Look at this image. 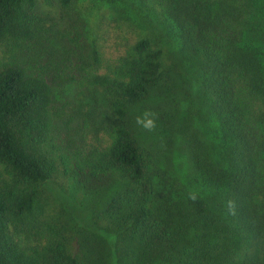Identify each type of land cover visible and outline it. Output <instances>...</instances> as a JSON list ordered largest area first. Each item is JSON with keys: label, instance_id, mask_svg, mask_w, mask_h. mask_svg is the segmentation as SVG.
Returning a JSON list of instances; mask_svg holds the SVG:
<instances>
[{"label": "trees", "instance_id": "1", "mask_svg": "<svg viewBox=\"0 0 264 264\" xmlns=\"http://www.w3.org/2000/svg\"><path fill=\"white\" fill-rule=\"evenodd\" d=\"M134 4L145 23L122 51L106 56L96 29L87 49L70 39L59 68L42 57L52 30L37 0H0V264H264V0ZM177 61L196 75L183 116L197 128L169 119L166 151L185 150L172 161L136 136L131 107ZM59 178L91 204L109 192L88 253L67 222L44 217ZM78 206L82 219L99 210Z\"/></svg>", "mask_w": 264, "mask_h": 264}, {"label": "rangeland", "instance_id": "2", "mask_svg": "<svg viewBox=\"0 0 264 264\" xmlns=\"http://www.w3.org/2000/svg\"><path fill=\"white\" fill-rule=\"evenodd\" d=\"M135 1V0H134ZM133 0H71L70 3L65 6L61 3V0H37V8L45 18V25L50 28L52 32L43 38L40 43V48L44 49L42 57L47 58L50 56L53 58L54 63L60 68L61 63H57L59 59L64 57L65 51L74 48L72 39L79 41L84 49L88 48L90 39L95 34L96 29H101L106 38L104 42L105 55L111 57L119 49L122 51L126 43L132 39L134 35L133 27L131 24H137V27L144 26L145 21L142 20L138 12L136 4ZM137 30V29H135ZM65 32L66 37H62L58 32ZM71 39V40H70ZM2 54V48L0 47V55ZM182 64L179 61L171 63L169 68V76H173L175 79L167 81L168 74L164 76V81L155 86L151 94L143 101L135 104L131 107L133 117L131 120L132 127L135 134L140 141L146 145L151 153L154 155L156 152L162 156H172L166 151V145L168 143L169 135H172L176 130L172 129L169 124L175 114L180 115L183 120L182 129L186 132L188 119L183 116V108L185 105L195 104V93L192 89V83L195 80L193 69L185 71L181 68ZM189 73V74H187ZM194 79V80H193ZM63 91H58L60 95L69 96V87L63 86ZM194 108V106H192ZM196 109V108H194ZM99 113L103 115L105 111H108L103 95H100ZM152 115L144 117L145 113ZM184 113H186L184 111ZM195 116V115H194ZM137 117L144 119H154L155 128L152 131L146 130L140 124L137 123ZM82 116L79 113H75L68 118L67 123L70 127L78 128L82 124ZM192 128L191 133L195 132V128ZM188 134V138L192 139V135ZM184 136V135H183ZM182 136V137H183ZM181 142L177 141L173 147V160L175 157L178 160H182L184 151L180 149ZM176 155V156H175ZM155 158V157H154ZM162 158V157H160ZM156 159V158H155ZM166 159V158H165ZM161 160L163 167L167 166V162L171 160ZM157 160V159H156ZM184 162V160H183ZM159 164V161H158ZM89 184V183H87ZM85 185V184H84ZM44 196L46 200V210L44 217L48 218L52 215L60 218L69 225V229L76 239H82L81 243L88 253L91 249L98 245V232L94 230L96 219L103 216V210L106 205L105 199L109 197V192H104L103 196H95V200L91 204L92 200L84 196L83 184L76 185L74 180L69 179L65 181L61 178L56 181H50L44 188ZM85 201L92 209L97 208V214L90 218V213H87V218L82 219L79 216V210L84 209L79 205L80 202ZM103 200V201H102ZM91 201V202H90ZM102 202V207L99 204ZM85 237H88V242H85ZM97 237V239H96ZM73 245L76 249L77 244L75 241ZM92 245V246H91ZM88 263L94 262V257L87 255Z\"/></svg>", "mask_w": 264, "mask_h": 264}, {"label": "clouds", "instance_id": "3", "mask_svg": "<svg viewBox=\"0 0 264 264\" xmlns=\"http://www.w3.org/2000/svg\"><path fill=\"white\" fill-rule=\"evenodd\" d=\"M152 114L145 113L144 117H148ZM137 123L140 124L142 127H144L148 131H152L155 128V120L154 119H144L142 117H137Z\"/></svg>", "mask_w": 264, "mask_h": 264}]
</instances>
